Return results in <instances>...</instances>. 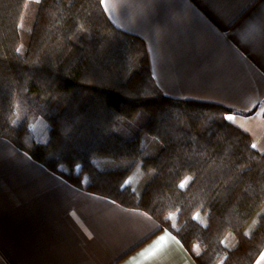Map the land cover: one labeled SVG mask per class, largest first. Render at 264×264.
Returning a JSON list of instances; mask_svg holds the SVG:
<instances>
[{
  "label": "trees",
  "instance_id": "16d2710c",
  "mask_svg": "<svg viewBox=\"0 0 264 264\" xmlns=\"http://www.w3.org/2000/svg\"><path fill=\"white\" fill-rule=\"evenodd\" d=\"M227 112L164 96L145 44L111 24L102 0H0V138L72 186L148 214L196 264H253L264 249V213L244 234L264 207V154ZM136 167L151 175L140 194L127 183Z\"/></svg>",
  "mask_w": 264,
  "mask_h": 264
},
{
  "label": "crops",
  "instance_id": "0c3cea01",
  "mask_svg": "<svg viewBox=\"0 0 264 264\" xmlns=\"http://www.w3.org/2000/svg\"><path fill=\"white\" fill-rule=\"evenodd\" d=\"M161 93L228 109L264 154V0H102ZM148 214L87 193L0 138V264H196ZM253 264H264V249Z\"/></svg>",
  "mask_w": 264,
  "mask_h": 264
},
{
  "label": "rangeland",
  "instance_id": "374dc122",
  "mask_svg": "<svg viewBox=\"0 0 264 264\" xmlns=\"http://www.w3.org/2000/svg\"><path fill=\"white\" fill-rule=\"evenodd\" d=\"M31 3H36L38 0H30ZM29 113L32 114L31 119L29 120L30 126L32 127V130L34 131V136L37 141H44L46 139L45 136H47V125L45 122L39 117L36 116L34 113L31 112V110H28ZM25 113L23 110L20 114ZM21 117V116H20ZM45 130V132H44ZM246 178L248 177L245 176ZM151 178L150 174H145L143 171H141L138 167H136L129 175L127 179V183L131 186V188L137 193L140 194L146 184L149 182ZM184 182L181 184V186H184ZM264 213V207L263 209L252 219L250 224L246 227L244 234L246 236H249L257 227L258 221L260 216ZM196 220L200 224H204L205 222V217H201L199 214L195 216ZM223 245L229 249L232 250L234 249L237 244L238 240L232 233H228L224 239H223Z\"/></svg>",
  "mask_w": 264,
  "mask_h": 264
}]
</instances>
